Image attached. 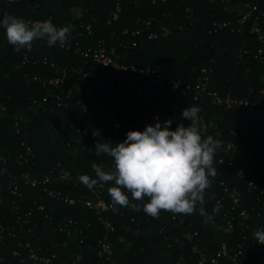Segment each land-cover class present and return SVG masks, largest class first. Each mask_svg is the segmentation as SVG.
Wrapping results in <instances>:
<instances>
[{
  "label": "built area",
  "instance_id": "obj_1",
  "mask_svg": "<svg viewBox=\"0 0 264 264\" xmlns=\"http://www.w3.org/2000/svg\"><path fill=\"white\" fill-rule=\"evenodd\" d=\"M83 1L89 4L94 2ZM144 1L156 7L163 6L165 9L168 5V0H128L135 6ZM256 1L232 3L230 0H221L223 9L235 12L236 17L212 20L207 25V33L215 35L228 30L238 35L249 33L252 39L242 38L244 43L238 46L219 45L207 58V63L200 68L193 81L164 73L151 65L136 66L120 54L121 51L141 47L140 36L144 30H148V39L169 37L167 29L150 30L153 17L141 20L144 28H123L118 34L113 33L109 42L104 38L93 40L92 23L80 19L78 25H73L70 21L62 22L61 26L70 29L69 39L64 44L54 45L53 49L42 39L38 42L54 51L55 57H63L60 62L45 55L22 53L21 59L12 67L22 83L14 85V88L20 87L25 90L24 94L29 93L26 98L30 101V106L36 109L52 112L56 108L71 109L76 106L82 113L69 124L76 132H80L84 126L89 127V122L94 117L112 127L119 124L120 115L114 108L104 111L105 102L117 107L116 98L111 92L113 86L129 93L137 92L148 107L147 113L143 112L146 116L160 115L165 108L170 107L174 119L181 118L185 125L189 123L180 115L181 110L187 107L186 104L171 101L159 93V98L155 99L152 93L137 88L139 78L147 79L156 87L166 88L184 98L189 96L193 101L210 99L212 105L220 107V119L223 118L222 114L239 112L251 125L264 123L263 89L259 99H252L251 90L244 96H235L230 92L220 96L210 88L215 65L220 60L219 52L233 55L238 60L252 58L264 64V0ZM123 2L115 0L106 20L107 25H112L118 19ZM38 6L28 5V8L35 11ZM88 10L89 7L85 4L71 8L76 19ZM24 19L33 23L39 21L32 16ZM47 19L52 21V15ZM192 19L198 20L195 16ZM91 21L96 22L93 14ZM99 67L127 77V83L110 80L95 90L87 83V78H96L95 72ZM38 68L42 69V73L36 70ZM39 88L43 92L37 96ZM92 95L96 98L92 105L88 106L84 99ZM5 109L6 106L0 103V111ZM23 111L25 109L21 108L19 116H14L15 132L20 130L21 123L26 126L28 122L22 115ZM167 118L170 116L165 115L160 121L163 122ZM198 125L204 137L212 136L220 145L213 159L215 177L210 180V187L206 191L212 204L206 212L212 218L211 222L205 224L202 221L197 226L186 214L166 211L163 225L151 227L148 233L161 238L165 254L164 264H264V244L257 243L253 237L255 230L264 228V182L249 177L243 150L244 139L255 135L257 128H242L232 138L222 139V130L217 121L208 120L203 113H199ZM129 129H132V126L128 122L122 132L123 138ZM229 133L234 135L236 129L231 128ZM103 134H108L107 129H103ZM20 147L14 153L15 163L34 164L36 152L32 145L22 139ZM10 151L12 148L7 152L0 149V264H85L74 258H66L64 252L60 253L57 249L69 243L83 242L82 235L90 221L82 222L81 218L72 216L54 223L55 202L79 203L89 209L100 226V233L95 236L94 244H89L88 248L94 249L105 264H119L114 257L112 237L116 236L117 240L128 236L135 237L145 229L144 221H140L128 207L112 203L108 192L109 183L98 184L94 186V190L88 189V196L74 198L69 193L55 189L54 185L72 188L79 186L82 189L77 176L59 165H52L41 175H33L31 170L13 173L9 168ZM205 228L211 231L207 242L202 235L204 231H201ZM54 233L64 234L67 240L56 241Z\"/></svg>",
  "mask_w": 264,
  "mask_h": 264
},
{
  "label": "trees",
  "instance_id": "obj_2",
  "mask_svg": "<svg viewBox=\"0 0 264 264\" xmlns=\"http://www.w3.org/2000/svg\"><path fill=\"white\" fill-rule=\"evenodd\" d=\"M122 10L119 17L112 25H107L106 20L110 9L115 0H94L89 4L83 0H70L69 2L60 0H0V16L4 13H11L18 17H35L39 21L47 19L52 15V23L61 26L62 22L70 21L73 25H78L79 20L91 22L94 30L93 40L104 38L107 42L111 35L118 34L123 28L129 30L136 27H143L141 20L153 17L150 30H168V38L148 39L147 32L140 36L142 46L128 51H121L126 60L136 66L151 65L164 73L180 76L184 80L193 81L200 68L207 63V58L211 56L219 45H240L244 43L241 39L251 40L252 35L245 33L243 35L230 33L228 30L218 32L215 35L207 33V25L212 20H224L226 18H235V12H228L223 9L221 0H168L166 9L163 6L156 7L148 1L135 6L128 0H123ZM257 2L256 0H230V2ZM39 6L35 11L28 8V5ZM85 4L89 7L88 12H83L78 19L71 8L76 5ZM92 6V8H91ZM163 7V8H162ZM164 13V14H163ZM92 14L96 17V22L91 21ZM198 18L197 21L192 17ZM34 40L31 50H16L13 45L8 43L4 30L0 28V103L6 106L5 111H0V149L3 152L10 151V171L20 173L25 170H31L33 175L45 173L52 165H59L75 176L88 174L94 176V170L91 168L93 163L101 164L108 169L112 165L111 157L106 154L97 155L95 145L97 142H106L111 140L113 143L122 141V132L126 123H131L132 129H143L146 124L154 123L156 119L162 120L165 115L170 116L175 128L178 123H183L181 118L174 119L171 116L170 107L157 116H146L148 107L144 105L141 96L135 93H129L127 90L118 89L113 86L111 92L116 98L117 107L112 103L105 102L104 111L114 110L120 115V122L112 127L103 124L100 118L94 117L89 122V127L84 126L80 132H76L69 124L82 113L76 106L71 109L56 108L52 112L43 111L30 106V101L26 98L29 93H23L20 87L14 88V85L22 83L21 78L12 70V67L21 59L22 53L38 56H47L49 59H55L60 62L63 57H55L54 51L46 48ZM54 49V46H51ZM220 60L215 65L214 73L210 82V88L224 96L230 92L235 96H244L251 90V98L259 99L262 95L260 91L264 90V64L250 58L236 59L233 55H226L219 52ZM42 73V69H36ZM96 78H87V83L95 90L102 84L114 80L123 84L127 83V77L113 73L103 67H99L95 72ZM137 88L147 90L152 93L155 99H158L157 93L171 101L183 102L188 105L198 106L199 113H203L208 120L217 121L221 128V138H232L237 135L239 130L255 126L257 132L253 136L246 137L243 143V150L247 159L246 170L249 177L258 182H264V123L251 125L239 112H233L231 115L222 114L220 119V107L212 105L210 99L203 98L201 101H193L189 96L185 98L182 95L170 91L166 88H158L149 80L139 78ZM42 89L37 90V96L41 95ZM95 95L86 97L84 100L88 106L92 105ZM21 108L25 109L24 118L28 119L26 126L20 124V130L14 131V116H19ZM187 125V124H186ZM231 128L236 129V133L230 134ZM103 129H107L108 134L104 136ZM96 131V133H94ZM25 132L27 134L25 135ZM10 135V137H8ZM26 140L32 145L36 152L33 159L34 164L19 165L15 163V150H19L21 140ZM111 185L112 182H108ZM82 189L78 186L54 185L55 189L69 193L74 198L88 196V188L81 182ZM205 212L211 208V202L208 200V193L205 192ZM147 197H145V200ZM47 202V201H46ZM140 203L139 201H134ZM129 208V207H128ZM130 212L144 221V231L135 236H128L125 239L117 240L113 236L114 257L119 264H164L165 257L163 245L160 237H155L148 233V230L154 226L163 225L167 212L160 211L157 217H152L145 212ZM148 215V217H146ZM75 216L83 221H90L89 226L85 228L83 242H73L59 247L58 252H64L68 259H77L85 264H105L94 249H89V244H94L95 236L100 233V226L97 224L93 213L79 203L68 204L54 203V223L55 221L65 220ZM189 220L197 226L202 223V218L197 212L187 214ZM147 219V221H145ZM205 242L209 239L211 231L209 228L202 229ZM56 241H65L67 237L62 233H54ZM215 246V245H214ZM167 264V263H165Z\"/></svg>",
  "mask_w": 264,
  "mask_h": 264
},
{
  "label": "clouds",
  "instance_id": "obj_3",
  "mask_svg": "<svg viewBox=\"0 0 264 264\" xmlns=\"http://www.w3.org/2000/svg\"><path fill=\"white\" fill-rule=\"evenodd\" d=\"M0 28L17 50H31L32 42L41 39L48 46L64 44L70 35L68 27L57 26L51 19L33 23L11 13L0 16ZM199 112L198 106L188 105L180 113L189 121L187 125L172 128L171 118L156 119L143 129L127 130L122 141L97 142L96 154L111 157L112 165L105 169L93 163L94 176L81 174L78 180L89 190L112 182L108 192L114 205L143 210L154 218L161 210L186 215L195 211L205 224L210 223L204 194L215 177L213 159L220 145L212 136L202 135ZM253 237L264 244V228L255 230Z\"/></svg>",
  "mask_w": 264,
  "mask_h": 264
},
{
  "label": "rangeland",
  "instance_id": "obj_4",
  "mask_svg": "<svg viewBox=\"0 0 264 264\" xmlns=\"http://www.w3.org/2000/svg\"><path fill=\"white\" fill-rule=\"evenodd\" d=\"M24 112H25V111L22 112V115H23V116H25V115H24Z\"/></svg>",
  "mask_w": 264,
  "mask_h": 264
}]
</instances>
